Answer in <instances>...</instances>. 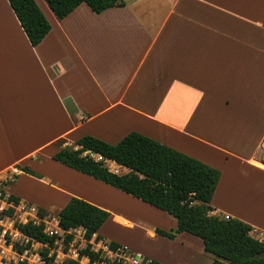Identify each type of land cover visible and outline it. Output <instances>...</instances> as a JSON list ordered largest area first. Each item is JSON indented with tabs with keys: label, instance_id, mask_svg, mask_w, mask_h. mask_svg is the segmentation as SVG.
Here are the masks:
<instances>
[{
	"label": "crops",
	"instance_id": "1",
	"mask_svg": "<svg viewBox=\"0 0 264 264\" xmlns=\"http://www.w3.org/2000/svg\"><path fill=\"white\" fill-rule=\"evenodd\" d=\"M0 1V180L28 176L17 166L29 167L52 189L48 204L62 209L77 197L108 211L104 241L163 264H211L199 237L156 234L177 228L168 213L155 208L169 221L128 213L146 203L112 187L113 198L109 185L52 159L59 142L89 135L117 144L138 132L218 169L212 214L239 219L264 240V0H125L100 14L82 4L64 20L44 0L52 29L36 47ZM38 162L74 178L61 182ZM112 220L135 241L106 233Z\"/></svg>",
	"mask_w": 264,
	"mask_h": 264
},
{
	"label": "trees",
	"instance_id": "2",
	"mask_svg": "<svg viewBox=\"0 0 264 264\" xmlns=\"http://www.w3.org/2000/svg\"><path fill=\"white\" fill-rule=\"evenodd\" d=\"M17 19L33 47L38 46L49 34L52 26L35 0H8ZM58 20H64L80 5L86 4L96 14L113 7H122L125 0H45ZM52 159L67 168L107 184L125 194L164 211L174 217L177 228H157V235L174 240L179 234L189 233L202 239L207 254L215 257L211 264H264V240L255 238L253 228L235 218L214 215L211 202L217 189L221 172L198 159L138 132H131L119 143L110 144L93 136H84L74 146H63ZM115 163L119 170L113 171L108 163ZM28 175L42 179L43 176L29 167L17 166ZM125 170V172H124ZM14 173L11 179L0 183V199L11 205L0 211V219L15 217L16 207L23 204L20 197L7 194L5 188L19 178ZM39 220L16 222L15 228L25 237L26 244L13 243L5 235L8 245L19 254L32 247L33 243L46 245L42 253L45 264H53L57 253L50 254L59 242L67 253L75 241V231L83 232L86 246L78 251V259H69L64 264H80L88 258L89 264L110 262L102 250L96 251L92 241L104 242L111 252L126 250L115 242H106L98 235L108 221L110 213L86 200L72 197L59 211L56 218L60 234H50L45 218L47 211L38 208ZM3 229L0 227V234ZM18 264H28L19 261ZM143 264H163L143 257Z\"/></svg>",
	"mask_w": 264,
	"mask_h": 264
},
{
	"label": "rangeland",
	"instance_id": "3",
	"mask_svg": "<svg viewBox=\"0 0 264 264\" xmlns=\"http://www.w3.org/2000/svg\"><path fill=\"white\" fill-rule=\"evenodd\" d=\"M35 1L37 2L39 7L41 8V10L44 11V14H48L46 9L43 6L42 1H44V0H35ZM2 5H3L2 1H0V7H2ZM249 101H251V100L249 99ZM259 103L264 106V98L262 99V101L258 102V104ZM192 130L195 133L202 135V130L200 128L199 129H192ZM165 136L168 137V133H165ZM182 144L187 145L185 143H182ZM74 145H75V143L70 142V141L67 143L66 142L65 143L59 142L57 144V146H55V148L59 149L60 147H63V146H74ZM195 152L198 153L199 155L202 154V156L209 154V153L205 154L202 148L198 149ZM253 158L260 159V157L257 154L255 156H253ZM198 160H200L201 162L206 164L205 161H203L201 159H198ZM39 163L40 162H38V164ZM108 166L113 171L119 170L120 172H122V170H120V168L118 166H115L111 162L108 163ZM36 170L41 172V173L47 174V175H52L54 177H58L61 179L63 178L61 182H64V180L67 179L69 176L67 174L68 176H65L67 178L63 177L64 174L60 170L53 167V164H51V163H47V164L44 162L40 163L38 165V167L36 168ZM124 172H125V170H124ZM14 173H16V171H10L7 175V178L0 180V183L6 181L8 179H11L12 175ZM71 173L72 174L74 173L73 175H75V176L78 175L79 179L76 178L74 182H77V181L84 182V183L86 182L84 179L85 176H83L77 172H73V171H71ZM69 177L74 178V176H69ZM39 181H40V179L37 177L31 176V175H28V176L26 175V176H22L21 178H18L16 180V183L14 182L15 185H14V183H12L10 186L5 188L7 194L18 193L19 196L23 197L25 200L33 201V202H35V204L29 203V202H23L22 205L16 207L15 217L13 219H11V218L0 219V227H2V229H3L2 233L0 234V264H18L19 261H23V260L27 261L28 264H45L42 261V253L48 249V247L46 245H42L39 243H33L32 247L29 250L25 251L24 254L21 255V254L17 253L15 250H13L12 245L7 244V241L5 238V235L8 233V235H9V237L13 243H20V244L25 245L27 240L15 228V223L16 222L26 223L29 220H37L38 221L39 220V218L37 217L38 208H43V209H46V211H47V217L45 218V220H46V223L48 226V230H51V231L58 230L56 218L58 216L59 211L61 210L60 206L59 205L56 206L54 204H48V203L53 202L55 200V198H54L55 195L53 194L52 189L48 185L47 186L43 185ZM46 182H50V181L44 180L45 184H46ZM91 183H93V182H91ZM53 184H56V182L53 181ZM102 185H104V184H102ZM107 188H105L104 191L105 192H111L112 191L110 195L111 196L114 195L113 193H115V192H113V191H115V190L110 186H107ZM18 194H16V195H18ZM116 199H118V196L115 197V200ZM37 202L40 203L41 205L38 204ZM137 206H139V207L128 206L127 212L131 213V214H137V215L142 214L139 216L146 217L145 220H154L157 217H161V220L165 219L166 221H169L168 220L169 216H164L166 214L160 212L159 210H156L155 208H151L147 204L144 205L146 207H141L140 204L139 205L137 204ZM9 207H11V205H9L8 203H6L5 201L0 199V211L8 209ZM170 219H173V218L170 217ZM106 233L110 234L111 236L114 235L115 237L122 239L123 240L122 242H128L129 239L131 241H135V234L133 232L130 233L127 230L121 229L120 227L116 226L114 220L110 221V223L106 226ZM82 237H83L82 230H80V229L76 230L75 231V241L71 245V247L67 253L63 252L64 244L62 241L59 242L56 249L50 250V254H53L54 252L57 253V258L53 264H64V262L69 260V259H78V251L80 249H83L86 246V242L82 239ZM118 242H120V241H118ZM98 244L99 245L95 246L94 249L102 250L103 256L105 259H107V261L115 260V257L113 258V256H111L112 254L110 252H108L106 250V248L104 247L105 244H103L101 242ZM79 263L80 264H89V261L82 258V259H80ZM97 264H106V263H97Z\"/></svg>",
	"mask_w": 264,
	"mask_h": 264
},
{
	"label": "built area",
	"instance_id": "4",
	"mask_svg": "<svg viewBox=\"0 0 264 264\" xmlns=\"http://www.w3.org/2000/svg\"><path fill=\"white\" fill-rule=\"evenodd\" d=\"M260 149H261L262 157L264 159V140L261 143V148ZM57 229L58 230H54V231L48 230V231H50V234H54L55 233V234L62 235L64 233V231H62L61 229L58 228V222H57ZM82 239H83V237H82ZM106 250L108 252H110L111 254L113 253V255H111V256H113V258L115 257V260L110 261V262L117 261V262H121L123 264H143V257L142 256H140L138 254H135V253H132V252L128 251L127 249L126 250L120 249L118 252H111V251L108 250V247H107ZM101 263L109 264V262H101Z\"/></svg>",
	"mask_w": 264,
	"mask_h": 264
},
{
	"label": "bare ground",
	"instance_id": "5",
	"mask_svg": "<svg viewBox=\"0 0 264 264\" xmlns=\"http://www.w3.org/2000/svg\"><path fill=\"white\" fill-rule=\"evenodd\" d=\"M74 174V173H73ZM78 176V175H77Z\"/></svg>",
	"mask_w": 264,
	"mask_h": 264
}]
</instances>
